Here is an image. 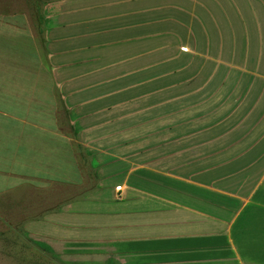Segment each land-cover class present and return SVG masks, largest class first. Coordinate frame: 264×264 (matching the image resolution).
Listing matches in <instances>:
<instances>
[{
  "label": "crops",
  "instance_id": "obj_1",
  "mask_svg": "<svg viewBox=\"0 0 264 264\" xmlns=\"http://www.w3.org/2000/svg\"><path fill=\"white\" fill-rule=\"evenodd\" d=\"M0 197L59 264H264V0L0 7Z\"/></svg>",
  "mask_w": 264,
  "mask_h": 264
},
{
  "label": "rangeland",
  "instance_id": "obj_2",
  "mask_svg": "<svg viewBox=\"0 0 264 264\" xmlns=\"http://www.w3.org/2000/svg\"><path fill=\"white\" fill-rule=\"evenodd\" d=\"M47 0H0V7L15 6L34 9ZM17 201L0 197V264H59L35 247L22 230V221L27 218Z\"/></svg>",
  "mask_w": 264,
  "mask_h": 264
}]
</instances>
